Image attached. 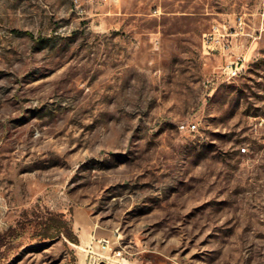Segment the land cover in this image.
I'll return each mask as SVG.
<instances>
[{"label": "rangeland", "instance_id": "374dc122", "mask_svg": "<svg viewBox=\"0 0 264 264\" xmlns=\"http://www.w3.org/2000/svg\"><path fill=\"white\" fill-rule=\"evenodd\" d=\"M240 17L229 80L202 37ZM92 235L264 264V0H0V264H88Z\"/></svg>", "mask_w": 264, "mask_h": 264}, {"label": "built area", "instance_id": "2783aa9c", "mask_svg": "<svg viewBox=\"0 0 264 264\" xmlns=\"http://www.w3.org/2000/svg\"><path fill=\"white\" fill-rule=\"evenodd\" d=\"M245 21L242 17L235 18L232 21H217L212 25L209 31L203 33L202 51L205 55L229 57L226 63H222L219 67L221 76L227 79H234L244 75V69L248 68V60L244 52L235 51V46L241 35L244 34ZM97 244L99 251L93 249V245ZM91 260L88 264H122L120 257L121 251H114L110 243L105 238H99L92 235L91 242L84 249Z\"/></svg>", "mask_w": 264, "mask_h": 264}, {"label": "bare ground", "instance_id": "6f19581e", "mask_svg": "<svg viewBox=\"0 0 264 264\" xmlns=\"http://www.w3.org/2000/svg\"><path fill=\"white\" fill-rule=\"evenodd\" d=\"M246 71H247V68H246V69H244V74L246 73Z\"/></svg>", "mask_w": 264, "mask_h": 264}]
</instances>
